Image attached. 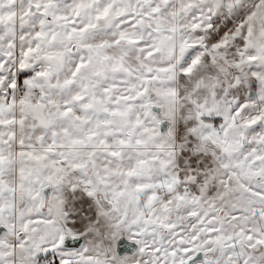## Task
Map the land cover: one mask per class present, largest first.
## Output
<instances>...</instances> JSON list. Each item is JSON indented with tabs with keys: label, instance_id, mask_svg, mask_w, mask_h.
<instances>
[{
	"label": "snow or ice",
	"instance_id": "obj_1",
	"mask_svg": "<svg viewBox=\"0 0 264 264\" xmlns=\"http://www.w3.org/2000/svg\"><path fill=\"white\" fill-rule=\"evenodd\" d=\"M0 264H264V0H0Z\"/></svg>",
	"mask_w": 264,
	"mask_h": 264
}]
</instances>
